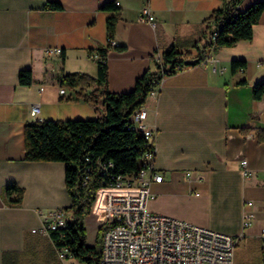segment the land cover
<instances>
[{
  "label": "crops",
  "instance_id": "obj_1",
  "mask_svg": "<svg viewBox=\"0 0 264 264\" xmlns=\"http://www.w3.org/2000/svg\"><path fill=\"white\" fill-rule=\"evenodd\" d=\"M46 1L0 0V264H70L58 260L50 236L39 231L42 217L71 204L64 164L25 161L23 128L36 120L95 119L104 105L96 86H64L61 95L58 73L97 76L88 51L106 45V19L117 13L113 45L125 50L107 53L106 89L130 91L138 76L154 70L156 53L170 45L192 50L203 39V20L224 0H114L117 12L101 9L110 0H52L62 6L56 11L44 9ZM256 1L243 0L239 9ZM144 5L156 30L139 20ZM55 48L61 52L46 54ZM212 53L225 71L213 73L202 64L183 69L163 78L157 100L148 102L145 124L156 131L153 167L163 177L150 186L149 206L153 213L237 238L233 264H264V141L255 137L264 129V99L252 95V85L264 80V66L258 65L264 63V11L251 39ZM232 60H244L243 71L232 73ZM25 69L32 73L30 86L18 83ZM240 80L246 84L237 85ZM243 128L250 132L243 134ZM12 184L23 190L18 206L5 196ZM247 202L253 203V218L243 227ZM87 218L98 221L96 234L101 219L92 210Z\"/></svg>",
  "mask_w": 264,
  "mask_h": 264
},
{
  "label": "trees",
  "instance_id": "obj_2",
  "mask_svg": "<svg viewBox=\"0 0 264 264\" xmlns=\"http://www.w3.org/2000/svg\"><path fill=\"white\" fill-rule=\"evenodd\" d=\"M243 0H224L220 8L213 10L204 20L203 39L193 43L192 50H180L170 45L160 53L157 61L151 58L154 70L147 69L135 79L132 90L122 93L107 91L106 56L109 50L123 51L124 46L112 45L119 15L107 17L106 45L88 51L89 58L97 65V76L84 73L59 72L57 82L60 86L102 88L104 114L95 119H75L66 121H30L23 128L24 160L31 162H62L64 164V183L71 198L70 206L64 208L69 212L66 225L49 236L56 248L66 247L70 257L79 264H99L102 236L106 228L101 224L95 234L94 244H87L84 219L89 216L96 193L101 187L108 186L118 177L134 175L139 168V159L149 150L143 135L133 129L130 116L146 100L152 86L167 76L183 69L201 64L210 52L222 47H231L239 41L252 37L253 26L264 11V0L256 1L240 10ZM48 10H61L57 1L47 0L43 6ZM101 9L117 12L114 0L105 2ZM213 37V38H212ZM96 53L99 58H93ZM245 68L244 60H232V73ZM18 83L30 86L32 73L30 69L18 72ZM237 85H245L240 80ZM252 95L256 100L264 95V80L252 85ZM94 97H84L93 102ZM243 134L249 128L240 129ZM258 142L264 141V129L255 132ZM5 196L9 203L18 206L23 190L16 185L5 187ZM14 196V197H12ZM264 253V250H263Z\"/></svg>",
  "mask_w": 264,
  "mask_h": 264
},
{
  "label": "built area",
  "instance_id": "obj_3",
  "mask_svg": "<svg viewBox=\"0 0 264 264\" xmlns=\"http://www.w3.org/2000/svg\"><path fill=\"white\" fill-rule=\"evenodd\" d=\"M139 20L146 21L154 30L158 28L148 5L141 8ZM111 44H114L113 41ZM60 52L59 48H55L47 50L46 54ZM93 58L98 59L99 56L94 53ZM154 59L158 61L160 53H156ZM216 63L212 52L201 62L204 66L209 65L213 73L225 71L224 67H218ZM258 65L264 66V63ZM162 81L152 86L145 102L133 111L129 119L131 127L143 135L149 147L139 159L138 171L131 176L118 177L114 183L101 187L92 204V212L106 226L99 264H233L237 238L148 209V203L153 199L150 186L161 182L163 177L153 167L156 131L147 127L145 121L148 102L157 100ZM59 93L65 94L64 86L59 88ZM38 113L39 105H33L31 115L36 116ZM241 165L242 173L246 175V161L242 160ZM252 206V202L245 205L243 227H247L253 218V213L248 209ZM65 225V212L57 210L42 217L39 231L49 235L51 231ZM260 237L264 250V229ZM55 249L60 262L69 259L70 264H79L69 256L66 247Z\"/></svg>",
  "mask_w": 264,
  "mask_h": 264
},
{
  "label": "rangeland",
  "instance_id": "obj_4",
  "mask_svg": "<svg viewBox=\"0 0 264 264\" xmlns=\"http://www.w3.org/2000/svg\"><path fill=\"white\" fill-rule=\"evenodd\" d=\"M148 209L150 210L149 203H148ZM93 219H91V218H87L86 220L84 219V226L86 229V236H87V242L88 243H91L94 240V238H95L94 228L98 224V221L95 219L93 220Z\"/></svg>",
  "mask_w": 264,
  "mask_h": 264
}]
</instances>
